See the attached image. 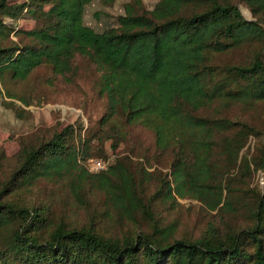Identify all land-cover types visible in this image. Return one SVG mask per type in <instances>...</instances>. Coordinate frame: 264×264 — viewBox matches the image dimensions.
Returning <instances> with one entry per match:
<instances>
[{
  "label": "trees",
  "instance_id": "1",
  "mask_svg": "<svg viewBox=\"0 0 264 264\" xmlns=\"http://www.w3.org/2000/svg\"><path fill=\"white\" fill-rule=\"evenodd\" d=\"M92 1L0 0V82L6 75L26 81L46 65L71 83L74 60H88L99 73L98 94L106 98L101 123L120 117L126 127L151 132L153 152L139 164L112 157L104 145L110 142L111 155L120 147L115 127L81 137V127L73 125L20 143L12 163L1 151L0 264H264V194L247 186L254 198L243 204L233 187L235 179L246 186L244 178L255 173L264 181V130L221 116L232 105L264 102V0H158L151 10L129 3L102 31L84 23ZM239 3L252 19L243 17ZM24 14L37 26L15 31L5 23ZM12 33L30 42H10ZM242 47L250 54L244 62H215ZM250 136L259 139L252 161L239 157ZM94 158L108 161L105 169H84L81 163ZM149 158L167 160L168 173L155 180L146 170ZM54 176L65 180L82 208L89 193H101L111 227H101L95 215L70 225L55 218L49 204L20 197ZM178 199L198 201L218 215L247 210L249 223L223 229L209 223L197 237L181 235L154 209Z\"/></svg>",
  "mask_w": 264,
  "mask_h": 264
},
{
  "label": "rangeland",
  "instance_id": "2",
  "mask_svg": "<svg viewBox=\"0 0 264 264\" xmlns=\"http://www.w3.org/2000/svg\"><path fill=\"white\" fill-rule=\"evenodd\" d=\"M22 2L23 0H13ZM140 4L143 8L151 10L158 0H115L111 6L103 5L99 0H93L84 14V23L96 31H102L114 23L115 17L123 14L124 5L129 3ZM238 7L246 19H252L249 11L239 3ZM15 31H28L37 26V22L29 15L24 14L17 20H5ZM9 41L17 44H28L30 41L22 35L12 33ZM6 43V42H5ZM8 45V44H6ZM250 57L249 49L242 47L228 54L216 58V63H242ZM75 74L71 83L64 78L55 76L50 67L42 65L36 68L26 81H14L9 75L5 76L4 82H0V152L3 151L5 158L12 163L19 150L20 143H33L48 139L57 129L67 125L81 127V137H91L96 133H107L111 127L119 132L122 143L115 151L110 152V142H105V149L112 157H126L133 164L144 163L140 157L153 152V135L140 126L126 127L123 119H115L104 124L101 120L106 112V98L98 94L99 73L88 60L77 57L74 60ZM14 95L15 99H8L5 93ZM28 102L22 104L18 99ZM13 103L14 105H10ZM221 116L227 117L240 124L254 126L257 130H264V102L249 106L244 104L232 105L223 109ZM104 124V125H103ZM77 144V138H76ZM259 139L250 136L245 148L240 153V158L245 154L248 160L257 158L259 155ZM97 153V152H94ZM98 157V156H94ZM151 166L146 170L156 180L160 174L168 173V161L154 162L149 158ZM222 165L225 161L218 160ZM100 158H94L81 163L85 168L92 171L100 170L104 166ZM51 161H45L42 173L48 172ZM253 168V165H252ZM259 173L251 178H244L246 186L235 179L233 187L242 203L248 204L253 201L254 195L248 189H258L264 194V186L260 185ZM154 182L148 184V191H153ZM243 190L240 193V190ZM25 201L35 204H49L51 213L55 218L64 219L70 225H80L87 222L91 216L99 220L100 226L110 228L111 223L104 216L106 207L101 193H89L86 198L87 207L82 208L83 203L74 200L67 190L65 180L54 176L50 179H41L33 187L20 193ZM178 204L156 203L154 209L157 216L165 225L176 224L178 233L188 237L199 236L209 223L217 228L226 226L238 227L249 223L247 210L238 212L234 216L217 214L209 211L201 203L191 199H178Z\"/></svg>",
  "mask_w": 264,
  "mask_h": 264
},
{
  "label": "built area",
  "instance_id": "3",
  "mask_svg": "<svg viewBox=\"0 0 264 264\" xmlns=\"http://www.w3.org/2000/svg\"><path fill=\"white\" fill-rule=\"evenodd\" d=\"M103 164H104V166H103L102 168H100V170L105 169L107 163H103ZM87 170L90 171V172H97V171H100V170L92 171V170H89V169H87ZM259 182H260V185L264 186V181H263L262 178L259 179Z\"/></svg>",
  "mask_w": 264,
  "mask_h": 264
}]
</instances>
